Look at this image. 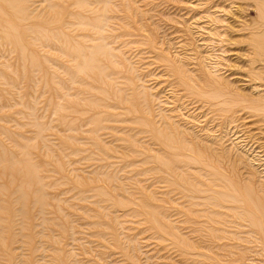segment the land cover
<instances>
[{
  "label": "rangeland",
  "instance_id": "1",
  "mask_svg": "<svg viewBox=\"0 0 264 264\" xmlns=\"http://www.w3.org/2000/svg\"><path fill=\"white\" fill-rule=\"evenodd\" d=\"M0 264H264V0H0Z\"/></svg>",
  "mask_w": 264,
  "mask_h": 264
}]
</instances>
